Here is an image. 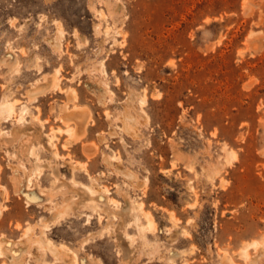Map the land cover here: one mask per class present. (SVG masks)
<instances>
[{
  "label": "rangeland",
  "instance_id": "obj_1",
  "mask_svg": "<svg viewBox=\"0 0 264 264\" xmlns=\"http://www.w3.org/2000/svg\"><path fill=\"white\" fill-rule=\"evenodd\" d=\"M4 95L29 108L0 114V239L32 227L19 264H264V0H0ZM44 223L62 253L36 245Z\"/></svg>",
  "mask_w": 264,
  "mask_h": 264
},
{
  "label": "bare ground",
  "instance_id": "obj_2",
  "mask_svg": "<svg viewBox=\"0 0 264 264\" xmlns=\"http://www.w3.org/2000/svg\"><path fill=\"white\" fill-rule=\"evenodd\" d=\"M102 14H103V12L100 11V16ZM58 27H59V30L58 31H62V28H61V25L60 24H58ZM58 33H61L62 34V32H58ZM57 42H58V40L57 41H54V40L51 41V43L54 46H58V43ZM11 61L12 62H15L17 60L14 58V56H12ZM45 80L47 81V78ZM48 82L49 83H46L47 85L50 84V83H53V79L48 80ZM42 87L43 86H40V85L34 86L33 88H31L29 90V95L35 97V95L38 93L37 90H41ZM69 96H70V99H73V97L75 96V92L73 90H71V93H70ZM6 98H5V95H4V99L0 102V114L2 116H5V117H7V116L9 117V116H13L14 115L15 118L17 119V121L20 122V123H22L24 121L25 114L29 112V108H28L27 104H25V103L21 104V106L19 107V110L17 112L16 111V103H15V100H9V99H6ZM61 113H60L61 114V117H60L61 119L60 120H62V122H64L66 125L70 124V122L72 123V126L68 125L67 128L66 127L65 128H62V130L64 129L68 133L69 137H71L73 139H78L81 136H83L84 133H85V130H86V125H87V120H88L87 118L89 116L88 113H87V111H85L83 109H80L77 105H74V107L72 106L71 109L64 108ZM122 127H123V129L125 131H127L128 133H131L133 135L136 134L137 131H138L137 130V127L135 126L134 117L131 114H129L128 111H126L125 114L123 115V126ZM84 150H86V152H90L91 148H90V146H88ZM232 156H230V157H232ZM114 159H118V156H115ZM134 177H135L134 175L130 174V179L131 180ZM94 181H96V180H94ZM83 186H86V189L89 192H91L92 194H96V192H97V186H96V184L93 181L91 182L90 185H83ZM26 187L28 189V193H27V199H28V201L27 202L29 203V202H31L33 200V195H32L33 188H31V186L29 184ZM37 194H39V192ZM105 200H106V198H105ZM112 201H114L113 198H112ZM114 202H116V201H114ZM137 209H138V211L140 213L141 212L143 213V215L145 216V219H146V222L144 224H141V225L139 224L140 225L139 226L140 227L139 228L140 231L143 228H147V227L153 229L152 227L155 226V221L153 220V217L151 216L150 213L146 212V210L145 211L143 210V203L142 202H139L137 204ZM1 213H2V208L0 207V215H1ZM47 227H48V224H46V223L42 224V226H41V234H39V235L37 234V236L35 237V240L37 241V242L35 241L36 242V245L39 246L42 249H44V248H50L51 249L50 251L51 252L53 251L54 253L56 252V254L57 253L59 254L60 252L62 253V251L66 250L65 249V246L63 244H61L59 246H55L54 243L51 241V239L44 238V230ZM31 228H28L27 230H28V232L31 231V233H32ZM28 232H25V233L23 232L24 234H23L22 238L21 239L19 238L20 239L19 241H21L22 244H21V246H18V247L13 246L12 245L13 244L12 243L13 241L12 240H9L8 238H6V240L5 239H0V255L6 254L9 257V259L11 260V264H19V256L21 254V251L25 250L24 247H27L28 246V241L31 239L29 237V235H28ZM262 243L263 242L260 243V242H258L256 240H254V241H251L250 245L258 246L259 244H261V246H263ZM242 251H243L242 255L245 256V257H247L248 256L247 246L245 248H243ZM66 253L69 254L68 260L70 261V264H75L76 257H77L76 254L74 252H71L70 250H66ZM35 256H36V259H39L40 258V254L38 253V251H35ZM222 258L223 259L220 262V264H226V263L229 262V260H228L229 258L228 259H227V257H222Z\"/></svg>",
  "mask_w": 264,
  "mask_h": 264
}]
</instances>
